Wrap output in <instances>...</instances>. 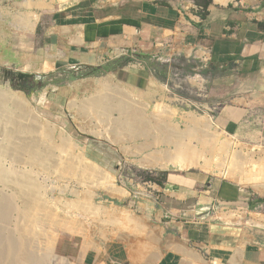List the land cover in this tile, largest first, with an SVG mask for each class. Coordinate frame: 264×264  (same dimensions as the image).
<instances>
[{
    "label": "crops",
    "instance_id": "0c3cea01",
    "mask_svg": "<svg viewBox=\"0 0 264 264\" xmlns=\"http://www.w3.org/2000/svg\"><path fill=\"white\" fill-rule=\"evenodd\" d=\"M88 1L90 7L85 6ZM28 2L26 11L39 17L35 28L28 36L19 31L21 45L13 51L14 61L0 64H22L28 74L41 76V82L62 74L123 71L129 86L150 91L154 75H173L167 52L190 48L195 58L183 62L203 75L196 76L201 77L200 90L222 106L219 119H226L227 129L245 140L264 122V0ZM203 50L210 52V62L197 58ZM135 53L159 54L157 72L146 63L137 76L119 65V58L128 63ZM173 185L146 212L156 227L151 228L156 246L141 255L127 250L124 262L264 264V214L252 217L256 204L242 187L224 181L201 196L188 185ZM95 258L99 261L102 253Z\"/></svg>",
    "mask_w": 264,
    "mask_h": 264
},
{
    "label": "rangeland",
    "instance_id": "374dc122",
    "mask_svg": "<svg viewBox=\"0 0 264 264\" xmlns=\"http://www.w3.org/2000/svg\"><path fill=\"white\" fill-rule=\"evenodd\" d=\"M28 1L29 0H0V60H4V62L14 61L13 51H16V49H18L17 47L21 45L20 37H22V34L19 35V31L23 30L24 33H26L25 36H28L29 34L27 33H30L28 32L29 27L24 24L29 20V17L34 16L26 11L29 5ZM91 5V1L85 3L86 7H90ZM25 42L29 43V39L26 38ZM189 50L191 51L192 49L186 48L182 51L180 50V52L171 48V50L167 52L166 58L171 59L169 62L171 63L170 65L173 66V75L171 74L168 76L169 71L166 73V76L154 75L155 77H153L154 81H152L150 91L129 86L126 83L125 73L123 71L103 74L98 73L96 76L88 75L90 73L77 76L75 74H62L52 79V82L47 78L42 82L38 81L37 77L41 76L35 75L32 78L33 81L26 82L20 79L19 75L20 73H29L28 67H20L22 64H15L12 67L6 66L7 64H0V88L11 90L26 98L29 101V107L33 111L36 110L41 125L45 126L47 124L46 127L50 129L54 128L55 134L53 133L52 136V144L53 147H55L56 155L60 154L59 148L56 147L59 144L62 145L61 133L63 132L66 136L70 134L69 136L74 139V143L85 148L84 154L86 158L113 174L116 181L115 184L129 193V195L125 197L118 196L117 198V196H111L110 193L108 194V191L104 188L92 191L88 185L81 184L76 178H62L57 174L55 168L50 169L52 173H50V170H46L47 174L38 168L31 171L33 178L37 180V182H42L39 183L41 188H43L42 193L44 194L42 195L49 201V204L46 203L48 208L52 205L54 206H52L54 209L53 212L57 215V218L60 216V220L66 219L65 221L67 222L75 220L76 222L74 221L72 223L76 224L77 228L80 227L88 230L86 232L88 239L84 238L82 235H72L65 232L60 234L54 247V252L57 256L66 258L70 264H129L124 262L126 260L125 252L127 250L132 252L134 249L133 247H135L136 251L139 249L141 250V245H143V250L145 252L150 253L156 246L157 240L156 237H154V233L151 231V228H156L153 225L154 222L151 223L147 221L149 218L147 216V210L152 207L156 208V204L159 202L158 196L163 195L167 190H173V188H175L173 183L188 185L195 189L196 192L202 194L201 196H205L203 193L211 191L210 187H215L216 185H220L221 182L228 181L242 187L244 193L246 192V195L252 200V203L254 202L253 204H256L253 211H251L252 217H257L258 214H264V204L262 203L264 196L255 191L252 187L239 184L236 180L243 174H252V165L259 164L258 161H260L264 153V129L259 130L258 127H264V122L256 128V134L253 133V135H251L250 133L249 138L245 140H242L237 133H231L225 124L226 119H219L222 106L219 105L218 101L209 97L207 90L203 89V92L202 89L200 90L202 83L200 82V78L203 77V75L200 72H194L191 66L189 67L183 62L185 57H188V60H193L195 57L194 52L191 53L192 55L188 56ZM119 59L121 61L119 65L122 66V68L131 69L132 73L137 76H139L141 67H144L146 63L151 69H155L157 72L158 67L156 66L162 61L159 54L155 53L152 55L145 54L143 57H141L139 53H135L128 58V63L124 61V57ZM175 59H178L176 63H174ZM46 70H48V67H46ZM83 75L88 76L76 79ZM196 76L201 77H199L198 80ZM101 80L104 82L114 81L113 83L121 85L133 93L137 97V100L147 106H151L150 110L146 113V121L149 120L147 122L148 125H150L151 133L148 132L147 136H143L137 140L133 139L128 141L127 139L122 143L113 142L106 138H99L88 132L87 122H91L95 125L94 122L87 120L88 115L86 113H82L77 109H71L70 104L73 100L82 103L87 98L91 97L95 93L100 82H103ZM95 83L99 84L96 85ZM31 84L34 85L32 89L27 86ZM157 104H164L166 107L172 108L173 110H171L175 115L161 114L158 116L155 109ZM191 115H197V118L211 121V132L216 136L217 145L212 153H208V148L201 140L203 138L202 133L195 134L194 132L189 135L186 134L187 136L185 135L182 142L184 144L188 143L195 148L194 150L200 155L207 152L204 157L210 160L208 164L211 165H206V161L202 158L198 159V161H200L198 167L200 168L195 167L184 171L176 167L173 168L172 165L169 166L168 169L163 170L162 168L147 167L145 165L147 159L165 154L167 145H165L164 142H166V140L171 142L176 141L175 137H172L171 128L175 131L179 130V132L189 129L188 127L190 124L188 117ZM155 118L158 119V122H156L157 119ZM43 122L44 124H42ZM153 127L156 128V131ZM204 147H206V149H204ZM140 148L143 149V151H140ZM225 149L227 151H225ZM252 157H254V161L256 162H251ZM0 164L3 168L6 167V169H8L12 161L6 158ZM204 169H208V171ZM150 178L155 179V181L151 182L149 180ZM2 188L3 187L0 186V190ZM44 188L46 193L44 192ZM3 193L4 192L0 193V200L11 195V192ZM211 196L207 195V197ZM214 196H212L213 199ZM208 201L210 202L211 200ZM215 201H217V199ZM71 202H74L75 205L72 203L71 206ZM88 203H91L89 204L91 207L94 204L107 207L109 212H115L114 209L116 208V211H126L127 214H129L128 216H131V220L133 219L132 222L135 220L134 223L136 225L128 221V218H124L120 221L119 219L115 220L108 216V214L106 216V213L95 214V211L87 205ZM68 204L70 206L67 209ZM74 206H76V208H74ZM77 206H79V208H77ZM216 207L220 209L222 206L217 204ZM50 211H52V209H50ZM69 211L71 212L70 218ZM58 212H60V215L57 214ZM160 219L161 218H158V220ZM23 222H25L23 219L19 220L17 215H15L14 217L12 216V219L8 221V223L0 221V226L6 236L15 238L18 236V234H16L17 232H15L16 226L18 223L22 224ZM138 224H140V226ZM52 226L53 224L47 223L46 227L44 225H37L36 227L38 230L42 231V233L45 232L44 235H47L50 232V228L51 231L54 229V226ZM135 227L136 230H134ZM145 227L148 229L146 230ZM44 237L45 236H40L35 243L30 244L32 250L36 249L35 252L37 254L40 253L39 256H43L45 251V244H43V242H45ZM84 248H88V250L86 249L85 252H87V254L84 261H82V249L85 250ZM109 248L113 250L112 255L111 252L110 254L108 253ZM145 252L144 255L147 254ZM100 253H102V258H100L99 261H95V256ZM139 255H141V252ZM47 264L55 263L49 259Z\"/></svg>",
    "mask_w": 264,
    "mask_h": 264
},
{
    "label": "bare ground",
    "instance_id": "6f19581e",
    "mask_svg": "<svg viewBox=\"0 0 264 264\" xmlns=\"http://www.w3.org/2000/svg\"><path fill=\"white\" fill-rule=\"evenodd\" d=\"M38 18L39 17L37 16H31L29 17V20L24 23L29 27H27L29 31L34 30ZM189 53H191V51H189ZM113 82L103 81L100 82V84L95 83L96 85L99 84L95 93L82 103L73 100L70 104V108L77 109L88 115L87 120H90L95 124L93 125L91 122H87L88 132L99 138H106L113 142L123 143L127 139L128 141L133 139L137 140L143 136H147L148 132H150V125H148L147 122L149 120L146 121V113L150 110L151 106H147L140 102L137 100V97L125 89V87ZM155 109L158 116L161 114L175 115L172 111L173 109L171 108V110L164 104H157ZM196 116L191 115L188 117L190 126L187 131L179 132V130L175 131L171 128L172 137H175L176 141L171 142L166 140V142H164V144L167 145V151H165V154L147 159L145 165L151 168H162V170L168 169L169 166L172 165L173 168L176 167L181 171H184L198 167L200 165L198 159L202 158L206 161V165H211L208 164V161L210 160H207V157L204 156H206L205 153H212L214 151V148L217 145V139L211 132V121H206L197 118ZM156 122H158V119ZM42 124H44V122ZM46 125H41L36 110L33 111L29 107V101L26 98L11 90L0 88V163L6 158L11 159L12 161V164H9L10 166L8 169H6V167L3 168L0 164V186L3 187L0 190V193L11 192L9 197H4L0 200V221L8 223V221L12 219V216L14 217L15 215H17L19 220L23 219L25 221L22 224H17L15 232H17L16 234H18V236L15 238L6 236L0 226V264H47L49 259L55 264H70L66 258L57 256L54 252V247L60 234L65 232L72 235H82L84 238L88 239L86 233L88 231L87 229L85 230L80 227L77 228L76 224L72 223L75 220L67 222L65 221L66 219L60 220V216L57 218V215L53 212V205V207L51 206L52 208H48L46 203L49 204V201H47L46 197L42 195L44 194L42 193L43 188H41L39 184L41 181L37 182L31 174L33 169L35 170V168H38L45 173L46 170L55 168L57 174L62 178H76L81 184L88 185L92 191L104 188L108 191V194L110 193L111 196H117V198L118 196L125 197L129 195L128 191L115 184L116 181L113 174L86 158L84 154L85 148L74 143V139L69 136L70 134L66 136L63 132H60L62 136V145H56V148H59L58 150H60V154L56 155L55 147H53L52 144L54 128L50 129L46 127ZM155 129L156 128H154V130ZM192 132L195 134L202 133L203 138L201 137V140L208 148L207 152L200 155L194 150L195 148L188 143L184 144L182 142L185 135H189ZM206 147H204V149H206ZM139 150L143 151L141 148ZM225 151L227 150L225 149ZM251 162H256L254 161V157H252ZM258 163L259 164L252 165V174H243L236 180L239 184L252 187L255 191L264 196V153ZM204 170L208 171V169ZM50 173H52V171ZM44 192L46 193L45 188ZM72 203L75 205L76 201L75 203L71 202V206ZM91 203H88L87 205ZM70 205L68 204L67 209ZM89 206L91 207V205ZM74 208H76V206H74ZM77 208H79V206H77ZM91 208L95 211V214L106 213V216L108 214V216L115 220L119 219L121 221L124 218H128V221H133L126 211H116L117 208L114 209L115 212H109L107 207L101 205L94 204ZM50 209H52V211H50ZM59 213L60 212L57 214ZM70 214L71 212L69 211V218L71 216ZM47 223L53 224L54 229L51 231L50 228L49 234L44 235L45 232L42 233V231L38 230L36 226L44 225L46 227ZM138 225L140 226V224ZM145 228L146 230L148 229L147 227ZM134 230H136V227ZM40 236H45V242L42 241L43 244H45V246L43 245L45 251L43 256L40 255L41 257L39 256V252V254L35 252L36 249L32 250L30 248V244L35 243ZM141 246L142 249L137 251L135 250V247H133L134 249L132 251L134 254L139 255V253L143 251V245ZM88 248H84L85 250L82 249V261H84L87 254L85 251L86 249L88 250Z\"/></svg>",
    "mask_w": 264,
    "mask_h": 264
},
{
    "label": "built area",
    "instance_id": "2783aa9c",
    "mask_svg": "<svg viewBox=\"0 0 264 264\" xmlns=\"http://www.w3.org/2000/svg\"><path fill=\"white\" fill-rule=\"evenodd\" d=\"M193 52H195V51L193 50L192 53ZM197 58H199L203 63H207V62H210V60H211V54L209 51L203 50V51H201L200 56Z\"/></svg>",
    "mask_w": 264,
    "mask_h": 264
},
{
    "label": "trees",
    "instance_id": "16d2710c",
    "mask_svg": "<svg viewBox=\"0 0 264 264\" xmlns=\"http://www.w3.org/2000/svg\"><path fill=\"white\" fill-rule=\"evenodd\" d=\"M209 4H210L209 2L206 4L205 12L207 11V6H208ZM203 16H205V14H204ZM141 57H143V56H141ZM88 75L96 76V75H98V73H97V72H92V73H90V74H88ZM88 75H83V76L77 77L76 79H79V78H85V77H87ZM149 180H150L151 182H154V181H155V179H153V178H150ZM262 202H264V200H263Z\"/></svg>",
    "mask_w": 264,
    "mask_h": 264
},
{
    "label": "water",
    "instance_id": "95a60500",
    "mask_svg": "<svg viewBox=\"0 0 264 264\" xmlns=\"http://www.w3.org/2000/svg\"><path fill=\"white\" fill-rule=\"evenodd\" d=\"M19 78L22 79V80L28 81L31 78H33V76L31 74H28V73H20ZM28 88L32 89L33 87L32 86H28Z\"/></svg>",
    "mask_w": 264,
    "mask_h": 264
},
{
    "label": "flooded vegetation",
    "instance_id": "af4514ba",
    "mask_svg": "<svg viewBox=\"0 0 264 264\" xmlns=\"http://www.w3.org/2000/svg\"><path fill=\"white\" fill-rule=\"evenodd\" d=\"M30 81H33L32 78L30 80L26 81V82H30ZM27 86H32L34 88V85H32V84L31 85H27Z\"/></svg>",
    "mask_w": 264,
    "mask_h": 264
}]
</instances>
